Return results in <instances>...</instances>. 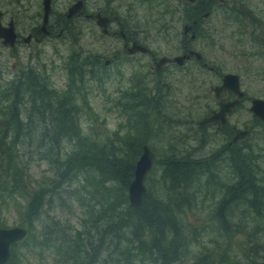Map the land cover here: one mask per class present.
Segmentation results:
<instances>
[{"label":"rangeland","instance_id":"obj_1","mask_svg":"<svg viewBox=\"0 0 264 264\" xmlns=\"http://www.w3.org/2000/svg\"><path fill=\"white\" fill-rule=\"evenodd\" d=\"M74 1L51 0L50 24L59 21ZM181 1L183 0H84V12L71 20V29L65 34L57 36V32H54L52 36L44 37V41L39 45L32 40L28 45L18 44L13 49L3 46L0 42V86H9L20 71L27 69L40 72L41 76L48 79L51 88L61 94L67 90L71 80L67 70L70 57L83 54L89 61L96 59L102 70L96 68L94 72H90L89 68H84L86 73L82 88L79 85L73 87V90H76L75 101L81 108L79 115L76 114L79 126L90 137H98V140L107 142H113L109 139H114L115 134L126 136L127 133L144 140L156 155L154 166L146 179L150 196H157L169 185L162 184L164 158L175 154L176 157H181L180 159L184 157L189 160L210 161L213 153L224 149L231 139L229 126L232 124H236L238 128H250L249 135L239 140L235 146L242 147L244 151L250 146L253 147L257 167L255 176L264 179V128L261 123L251 119V115H247L246 101L229 118L227 124L220 128L212 125L200 127L197 124L198 119L216 104L210 86L219 81V73L199 69L196 71L190 63L185 66L189 70L187 73L183 71L184 68L171 69L168 66L157 72L150 69L153 58L157 60L163 55L173 56L180 51L178 49L182 39L181 32L185 23L180 12ZM0 10L3 12L2 23L6 24L9 19H13L17 30L24 35L32 27L41 24L42 0H0ZM98 11L111 18L109 33L106 35L95 24V18L85 17V13L95 14ZM119 23L123 28L137 33L141 38L139 41L150 49V54L138 53L132 67L127 62L120 63L112 59L119 39ZM242 58V55L238 56V52L234 50L229 70L239 71L244 65ZM106 59L112 60L108 67L102 66ZM88 63L90 62L87 61ZM236 73L241 78L242 89L249 83V75L254 76L257 81L260 80V77L253 73ZM91 75L95 77L91 78ZM74 76L77 80L76 71ZM192 76L197 80H192ZM138 89L143 90L144 95L151 101L138 105L132 98ZM249 91L254 95H264V87ZM153 97L158 98V101L152 100ZM63 146L66 150L70 144L64 142ZM223 156L225 158L227 154L221 157ZM206 170L213 173L216 181L209 187L200 185L197 181L195 188H192L197 191L195 195L199 197L192 206L194 210L187 212L186 222L195 227V235L192 233L190 252L182 264H194L193 254L202 251L205 246L211 250L216 246L226 250L228 246L229 264H264V242L259 253L248 252L247 249L253 248L256 241L246 242V238L240 235L227 240L224 236L221 237L212 222L207 221L214 205L210 207L212 200L207 196H215L213 201L218 202L219 196L223 194L217 190V184L221 182L229 188L235 183L236 176L233 168L227 166L224 161L218 165L209 163ZM54 171L49 161L39 159L36 155L30 165V179L35 185L42 184L43 181L46 185H51L48 179L53 177ZM74 190H77V196H101L100 193H91L88 181L64 186L53 191L54 197L50 204L43 207L44 213L54 219H67L73 226L78 225L74 212L79 211L68 197L74 196ZM18 196V192L11 196H0V224L4 227L27 226L20 222L18 204L23 198ZM243 209L244 206L240 207V210ZM45 218L42 217V220ZM252 226L249 224L247 228L252 231ZM35 230L37 235L43 236L42 222L36 225ZM216 240L218 241L214 242ZM17 256L26 258L23 264H62L59 256L51 255L49 250L42 246L21 247ZM121 260L118 254L109 256L107 251H103L97 264H123ZM217 261H220L218 256Z\"/></svg>","mask_w":264,"mask_h":264},{"label":"trees","instance_id":"obj_2","mask_svg":"<svg viewBox=\"0 0 264 264\" xmlns=\"http://www.w3.org/2000/svg\"><path fill=\"white\" fill-rule=\"evenodd\" d=\"M86 57H70L67 70L71 80L61 94L40 72L27 69L20 71L9 86H0V196L19 193L18 197L23 198L18 204L20 222L27 225V235L12 246L6 264H23L26 258L17 256V251L37 246L59 256L62 264H97L103 251L109 256L118 254L123 264H182L190 252L192 233L195 235V227L186 222L187 212L194 210L192 206L199 197L192 188L197 181L206 187L214 185L216 180L207 166L223 161L233 168L236 181L229 188L216 182L223 195L218 202L213 201L215 196H207L212 200L211 208L214 204L207 221L227 240L240 235L246 242L256 241L247 250L259 253L264 242V179L255 176L253 147L244 151L235 144L226 145L215 151L210 161L180 159L172 154L162 163V184H169L167 188L157 196H150L148 189L141 204L132 207L127 190L145 142L131 133L115 134L109 139L113 142H107L81 130L77 116L81 108L73 87L82 88L84 68L90 72L102 70L96 59L89 61ZM132 98L138 105L151 101L140 89ZM64 142L70 144L69 149L64 150ZM34 155L49 161L55 170L48 179L51 185L44 181L35 185L30 179ZM84 181H88L91 193L101 196H77V190L74 196H68L79 211L74 212L78 225L44 213L43 207L51 203L54 190ZM40 222L43 236L35 230ZM249 224L253 225L252 231L247 228ZM227 251L228 246L226 250L205 246L193 254L194 264H229Z\"/></svg>","mask_w":264,"mask_h":264},{"label":"flooded vegetation","instance_id":"obj_3","mask_svg":"<svg viewBox=\"0 0 264 264\" xmlns=\"http://www.w3.org/2000/svg\"><path fill=\"white\" fill-rule=\"evenodd\" d=\"M180 3V12L185 20L181 32L182 39L180 40L178 49L180 51L173 56L163 55L157 60L153 58V65L150 66V69L157 72L162 67L168 66L171 69L184 68L183 71L187 73L189 70L185 66L190 63V66L196 69V71L199 69L200 71L205 70L209 73H219V81L210 86V90L216 99V104L198 119L197 124H199L200 119L214 116L218 112H221L219 103L226 104L238 99L237 105L231 109L230 114L226 112L227 108L223 109L225 122L222 125L227 124L229 118L246 101L248 103L246 107L247 115H251V119L261 123L264 128V122L259 117L254 116L253 111L250 109L252 100L254 98L264 100V95H254L249 91L254 88L261 89L264 87V0H183ZM83 12L84 9L81 13ZM81 13L71 18H67L64 13L63 17L54 24H50L49 15L44 31L41 23L39 26L32 27L26 35L17 30L16 22L13 19H9L8 22L12 21L14 25L16 43L13 47H5L13 49L18 44L24 43L28 45L32 40L39 45L46 37L52 36L54 32H57V36H61L71 29V20L78 17ZM97 13L102 15L98 11L95 14L91 12L85 13V17L93 19L96 18L95 15ZM7 23L3 25H7ZM110 23L111 21L108 22L106 32H103L102 27H100L103 34L109 33ZM119 25V39H117L116 53L113 54L112 59L120 63L127 62L132 67L137 54H150V49L139 41L141 38L137 36V33H132L129 29L123 28L121 23ZM134 42L145 46L147 48L146 52H140L139 50L131 51L133 46L136 45ZM234 50L238 52V56L242 55L243 57L242 61L244 65L239 71L229 70ZM181 56L183 57L177 58ZM163 57H165L164 63L157 67L158 61ZM111 62V59H106L103 65L108 67ZM242 71L253 73L255 76L260 77V80L257 81L254 76L249 75V83L245 89H242L241 78L236 73ZM229 73L238 76L240 97L232 90L235 85L233 79L226 82L223 81L224 75ZM192 80L196 81L197 78L192 76ZM207 125L216 126L217 128L222 126L213 124L201 126ZM239 129L246 131L245 136L232 141ZM229 132L231 139L227 142V145L233 146L234 144L237 145L239 140L245 139L249 135L250 128H238L236 124H232L229 126Z\"/></svg>","mask_w":264,"mask_h":264},{"label":"water","instance_id":"obj_4","mask_svg":"<svg viewBox=\"0 0 264 264\" xmlns=\"http://www.w3.org/2000/svg\"><path fill=\"white\" fill-rule=\"evenodd\" d=\"M42 6H43V19H42V29L45 30V25L48 22L49 14L51 11V0H42ZM84 7L83 0H76L74 3H72L66 12V17L71 18L78 13L81 12L82 8ZM2 11L0 10V39L3 45L13 47L15 45L16 41V34L14 31V25L13 22L10 21L7 23V25H3L1 22L2 18ZM96 17V24L99 27H102L103 32L107 31V25L110 21V17L101 15L100 13H97L95 15ZM136 44V42H134ZM139 50L140 52H146L147 48L141 44H136L133 46L131 51ZM177 57V58H182ZM165 61V57L161 58L158 63L157 67L161 66ZM233 79L234 81V87L232 90L240 97L241 92L240 88L238 87V76L236 74H225L223 77V81L226 82L227 80ZM238 103V99H235L234 101L227 102L226 104H221L220 109L221 112H218L214 116L204 117L200 119L198 122L200 125L204 124H213L220 126L225 122V113L222 112L223 109H226V112L229 114L231 113V109H233ZM251 111H253L254 116L259 117L264 122V100L259 98H254L252 100V106ZM246 134V131L244 130H237V134L234 136L232 141H235L239 138L244 137ZM155 153L153 150L148 146V144L144 143L141 147V153L136 160L135 163V169H134V177L132 181L128 185V199L129 204L132 207H137L141 204L143 201L144 196L147 193V187L145 184L147 174L151 170L154 161H155ZM26 229L20 226L17 227H11V228H4L0 227V264H6V262L9 260L10 257V248L12 244L16 243L20 239H22L26 235Z\"/></svg>","mask_w":264,"mask_h":264}]
</instances>
